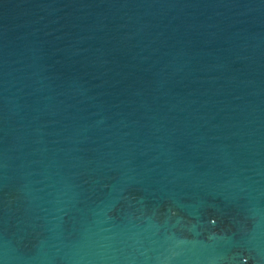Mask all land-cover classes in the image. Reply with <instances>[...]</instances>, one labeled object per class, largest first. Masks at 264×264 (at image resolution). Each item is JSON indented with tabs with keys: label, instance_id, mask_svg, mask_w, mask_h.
Wrapping results in <instances>:
<instances>
[{
	"label": "water",
	"instance_id": "1",
	"mask_svg": "<svg viewBox=\"0 0 264 264\" xmlns=\"http://www.w3.org/2000/svg\"><path fill=\"white\" fill-rule=\"evenodd\" d=\"M0 264H264V0H0Z\"/></svg>",
	"mask_w": 264,
	"mask_h": 264
}]
</instances>
